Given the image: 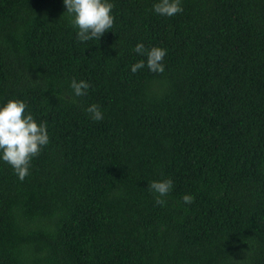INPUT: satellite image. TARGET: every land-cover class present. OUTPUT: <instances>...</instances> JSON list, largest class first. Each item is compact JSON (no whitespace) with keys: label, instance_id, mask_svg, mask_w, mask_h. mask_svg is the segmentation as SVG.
<instances>
[{"label":"trees","instance_id":"1","mask_svg":"<svg viewBox=\"0 0 264 264\" xmlns=\"http://www.w3.org/2000/svg\"><path fill=\"white\" fill-rule=\"evenodd\" d=\"M113 2L80 42L63 0H0V103L49 132L23 180L0 160V264H264V0ZM137 42L163 72H131Z\"/></svg>","mask_w":264,"mask_h":264},{"label":"clouds","instance_id":"2","mask_svg":"<svg viewBox=\"0 0 264 264\" xmlns=\"http://www.w3.org/2000/svg\"><path fill=\"white\" fill-rule=\"evenodd\" d=\"M69 23L76 29V38L80 42L100 40L114 24L113 0H63ZM154 13L160 16H173L183 11L182 0H154ZM134 51L145 57L131 65V72L147 66L149 71L161 73L165 70L163 63L167 49L159 46L145 48L143 42H137ZM90 82L73 78L69 84V95L81 97L87 94ZM28 104L20 98L9 99L0 103V160L10 164L20 180L29 173L31 160L49 143L48 125L45 121H37ZM85 111L94 121L104 118L98 104H89ZM172 178L154 180L149 187L156 195V203L163 205L173 188ZM195 199L192 194H184L182 200L190 204Z\"/></svg>","mask_w":264,"mask_h":264}]
</instances>
